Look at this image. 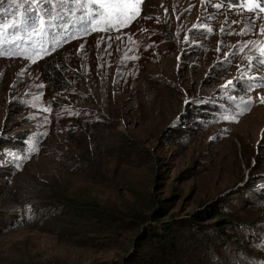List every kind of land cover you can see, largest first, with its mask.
Here are the masks:
<instances>
[{"label":"rangeland","instance_id":"374dc122","mask_svg":"<svg viewBox=\"0 0 264 264\" xmlns=\"http://www.w3.org/2000/svg\"><path fill=\"white\" fill-rule=\"evenodd\" d=\"M104 2L60 0L69 21L50 22L37 1L50 46L14 17L0 26V264H121L172 197L177 218L215 201L248 207L264 264V12L245 0H132L139 14L120 24ZM60 45L65 66L109 69L119 97L100 109L94 89L80 101L79 82L48 92L39 64Z\"/></svg>","mask_w":264,"mask_h":264},{"label":"trees","instance_id":"16d2710c","mask_svg":"<svg viewBox=\"0 0 264 264\" xmlns=\"http://www.w3.org/2000/svg\"><path fill=\"white\" fill-rule=\"evenodd\" d=\"M6 1L10 2V8H6ZM37 1L42 4L40 7L42 15L47 16L50 22L57 15L69 21L68 15L56 12V10L63 12L58 8L61 7L60 0H2L0 2V26L7 23L10 17H14L18 20V23L14 24L18 33H24L30 29L39 42L43 41L50 46L58 39L57 37L53 38L52 33H49L51 28L45 18L46 24L41 27L40 18H38L39 8L36 7ZM95 13L96 11L92 15V19L96 20L99 17L96 18ZM92 19L86 20L84 25H89ZM81 27L79 26V28ZM10 31H14L13 25H11ZM129 45L132 47L131 44ZM59 47L48 51L39 64V67L43 69V84L48 92L54 96L61 95V93L68 95V91L71 93L72 90V88L69 89V86L74 82H79V85L74 84L73 90L79 96L80 101L89 100L88 94H91L90 90L94 89L99 94L100 109L106 99L108 101L110 98L119 97L117 92L119 82L112 81L109 69L95 68V71L91 70L89 76L90 71H86V74L79 66L80 64L65 66L64 61L60 60L62 57L60 52L64 51V48L62 45ZM133 49L140 53L139 41L136 40ZM77 87H81V89L78 90ZM48 103L52 108L54 107V100H50ZM59 109H65L63 103ZM80 115L81 122L85 125L92 124L88 112H82ZM174 198L159 201L162 206L159 205V208L150 215V219L144 222H150L151 226L137 237L133 253L121 264H260V262L254 261V257L260 258L253 246L255 244L253 239L256 237L251 236L248 232V229L251 228V231L256 234L259 232V228L258 226L253 228L254 225L250 227L246 225L251 221L248 220L251 216L247 217L248 214H246L248 207H241L239 209L241 213L238 214V208L235 206L215 201L206 205L204 209L186 217L177 218L170 212L172 205L170 202ZM59 203L77 211V215L87 210L74 198H68L66 202L63 198L59 200ZM131 217V221L134 223L138 222L135 219H141L136 212ZM151 221L155 222L156 226L151 224Z\"/></svg>","mask_w":264,"mask_h":264},{"label":"snow or ice","instance_id":"6c2138e0","mask_svg":"<svg viewBox=\"0 0 264 264\" xmlns=\"http://www.w3.org/2000/svg\"><path fill=\"white\" fill-rule=\"evenodd\" d=\"M92 2L95 3L96 0H92ZM136 2L139 3L140 0H136ZM244 6L249 11L259 10L264 12V6H261L260 0H245ZM100 7L105 10L103 14H106L110 20L114 19L120 24L129 23L139 14L132 0H106V2L100 4ZM262 102H264V98H262Z\"/></svg>","mask_w":264,"mask_h":264}]
</instances>
